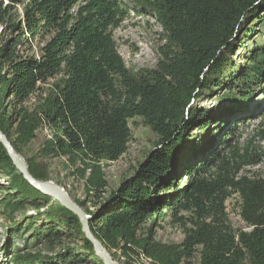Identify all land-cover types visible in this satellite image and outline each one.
I'll return each mask as SVG.
<instances>
[{
  "label": "trees",
  "instance_id": "obj_1",
  "mask_svg": "<svg viewBox=\"0 0 264 264\" xmlns=\"http://www.w3.org/2000/svg\"><path fill=\"white\" fill-rule=\"evenodd\" d=\"M146 3L164 30V44L156 69L135 76L118 54L114 38L127 17L123 0H0L1 130L11 140L16 129L18 137L11 142L21 153L22 146L48 125L55 132L45 141L43 155H79L98 164L116 162L127 153L132 140L129 121L142 118L160 148L115 190L108 191L100 176L89 178L86 201L78 205L86 213L88 203L95 209L90 221L94 236L110 252L121 249L127 261L134 248H140L163 264L188 262L197 252L199 264H264V178L239 175L209 140L192 153L186 168L178 170L185 134L210 125L205 121L210 112L196 110L198 100L215 90H221L225 100L234 91L245 98L264 86V43L252 41L243 67L231 58L237 45L246 47L264 27V0ZM35 42L40 43L38 53ZM226 74L228 79L222 81ZM51 81L55 83L43 106L30 112L32 97L43 94ZM224 109L214 123L218 118L230 122L241 113ZM231 113L236 115L228 119ZM27 163L34 178L49 179L33 160ZM0 167L12 169L8 175L15 192L7 207L52 204L44 219L35 221L44 214L29 219L33 237L51 247L72 243L52 257H16L12 264H103L78 217L33 189L1 143ZM233 196L239 198V214L251 232L236 233L230 225L226 202ZM168 212L176 217L191 214L179 220L185 238L175 252L161 250L154 242V227ZM148 222L151 228L141 240L138 233Z\"/></svg>",
  "mask_w": 264,
  "mask_h": 264
},
{
  "label": "rangeland",
  "instance_id": "obj_2",
  "mask_svg": "<svg viewBox=\"0 0 264 264\" xmlns=\"http://www.w3.org/2000/svg\"><path fill=\"white\" fill-rule=\"evenodd\" d=\"M123 3L127 7V17L123 25L114 31L116 49L127 69L133 75L140 76L156 69L161 58L160 50L164 44L165 33L146 0H123ZM21 11L22 8L20 7L19 13H22ZM258 26L260 23L256 24V29H259ZM259 32L248 40L246 47L242 48L237 45L231 54V58L237 62L236 65L241 67L246 65V52L247 48H252V41L257 40L259 44L264 43V27ZM261 32L263 35L259 36ZM35 46L37 47L36 53H38L40 43L35 42ZM226 76L227 74L222 81L228 79ZM54 83L51 81L48 86L44 87L43 94L37 93L32 97L27 105L30 112L34 113L40 110L43 106V100L48 96ZM227 92L229 93V91ZM222 93L221 90H215L206 97V100L200 99L196 103V110L210 112L205 119L206 122H210V125L202 132L194 128L185 134L180 158L181 166L178 170L186 168L192 153L198 152L201 146L204 148L203 145L209 140L212 144L214 143L215 148H220L223 158H228L231 164L233 162L234 168L240 170L239 175L264 178V86L260 89L256 88L253 96L245 98L239 96L242 93L234 91L229 93L230 96L225 100ZM4 105L6 112L10 114L12 111L10 100L4 101ZM224 108L229 112L241 110V113L230 122L226 118H218L216 120L218 122L214 123V117H218L219 111ZM235 115V113H231L228 119H232ZM223 123H226L225 127H221ZM129 124L132 140L127 153L116 162L103 160L94 164L83 160L79 155L46 157L42 154V149L45 141L50 139L55 132L48 125L42 126L36 133L35 139L27 146H22L23 152L19 154L26 162L28 159L33 160L40 171L47 173L49 177L47 182L52 181L63 188L76 204L83 203L86 201L89 190V178L93 175L102 177L108 183V191L115 190L133 176L139 165L146 160L151 152L160 148L156 147L158 137L143 122L142 118L130 120ZM15 130H12V139L8 138L10 142L15 141L18 137ZM208 153L209 150L206 154ZM257 161L259 163L255 164ZM9 170L12 169L0 167V264L17 262L16 257L35 259L52 257L63 246L72 245V243L65 241L62 246L57 244L51 247L45 242L38 241L32 235L34 226L31 225L29 219L37 214H44V216L35 221L44 219L45 212L52 204L49 206L41 205L40 207L27 205L16 209L7 207L9 200L12 199L11 195L15 192L11 187L13 180L12 175H8ZM210 170L214 169L210 168ZM175 175L176 172L172 178ZM238 204L239 198L237 196L227 200L228 221L236 233L240 231L251 232L252 229L246 225L239 214ZM86 208L89 210L87 214L92 216V213L95 212L92 204L88 203ZM190 216V213L182 212L176 217L173 213L168 212L164 220L154 227L155 244L161 250L167 249V251L175 252L185 238V232L179 220L181 217L189 218ZM17 227H21L19 233L16 231ZM149 228H151V224L148 222L143 226V231L138 233L141 240L145 239ZM73 244L80 245L82 243L73 241ZM110 253L114 254V259L120 264H127L128 262L129 264H163L156 256L148 255L140 248H134V252L130 253L131 257L128 261L122 255L121 249H112ZM199 263L200 254L197 252L192 260L184 261L182 264Z\"/></svg>",
  "mask_w": 264,
  "mask_h": 264
},
{
  "label": "water",
  "instance_id": "obj_3",
  "mask_svg": "<svg viewBox=\"0 0 264 264\" xmlns=\"http://www.w3.org/2000/svg\"><path fill=\"white\" fill-rule=\"evenodd\" d=\"M0 143L5 148L14 167L33 189L51 198L53 203H58L60 206L78 217L86 240L93 245L95 256L102 260L103 264H120V262L115 260L113 255L105 248L104 244L92 233L90 229V221L94 219L93 216L88 215L82 207L73 201L63 188L59 187L54 182L40 181L34 178L29 171L26 160L16 151L8 137L2 132L1 127Z\"/></svg>",
  "mask_w": 264,
  "mask_h": 264
},
{
  "label": "bare ground",
  "instance_id": "obj_4",
  "mask_svg": "<svg viewBox=\"0 0 264 264\" xmlns=\"http://www.w3.org/2000/svg\"><path fill=\"white\" fill-rule=\"evenodd\" d=\"M243 114V113H242Z\"/></svg>",
  "mask_w": 264,
  "mask_h": 264
}]
</instances>
